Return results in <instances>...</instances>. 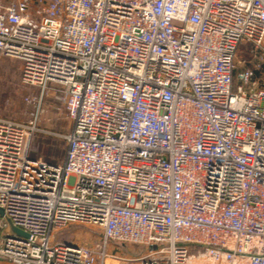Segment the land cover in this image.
<instances>
[{"label": "built area", "instance_id": "1", "mask_svg": "<svg viewBox=\"0 0 264 264\" xmlns=\"http://www.w3.org/2000/svg\"><path fill=\"white\" fill-rule=\"evenodd\" d=\"M0 56L72 123L0 118V264H264V0H0Z\"/></svg>", "mask_w": 264, "mask_h": 264}, {"label": "rangeland", "instance_id": "2", "mask_svg": "<svg viewBox=\"0 0 264 264\" xmlns=\"http://www.w3.org/2000/svg\"><path fill=\"white\" fill-rule=\"evenodd\" d=\"M21 73L22 64L19 61L0 56V118L23 123L37 121V129L40 131L35 137L34 153L49 161L62 162L67 150L65 137L72 128L64 107V95L57 88L43 96L39 104L33 103L32 100L41 97V90L25 86ZM99 235L98 228L72 225L62 232L61 238L76 239L90 245ZM111 245L123 247L118 243Z\"/></svg>", "mask_w": 264, "mask_h": 264}, {"label": "water", "instance_id": "3", "mask_svg": "<svg viewBox=\"0 0 264 264\" xmlns=\"http://www.w3.org/2000/svg\"><path fill=\"white\" fill-rule=\"evenodd\" d=\"M0 218H3L5 220V222L7 223V229H6V233L9 234L10 236H19L22 238H28L29 235L24 232L23 230L15 227L12 223V221L10 220V218L5 214V212L0 209Z\"/></svg>", "mask_w": 264, "mask_h": 264}, {"label": "crops", "instance_id": "4", "mask_svg": "<svg viewBox=\"0 0 264 264\" xmlns=\"http://www.w3.org/2000/svg\"><path fill=\"white\" fill-rule=\"evenodd\" d=\"M71 131V130H70ZM70 133V132H69ZM65 155H66V153H65ZM38 157V156H37ZM64 159H65V156H64ZM47 160V159H46ZM51 161V160H50ZM64 161V160H63Z\"/></svg>", "mask_w": 264, "mask_h": 264}, {"label": "trees", "instance_id": "5", "mask_svg": "<svg viewBox=\"0 0 264 264\" xmlns=\"http://www.w3.org/2000/svg\"><path fill=\"white\" fill-rule=\"evenodd\" d=\"M33 154H34V156H36L37 157V155L34 153V151H33ZM39 157V156H38Z\"/></svg>", "mask_w": 264, "mask_h": 264}]
</instances>
